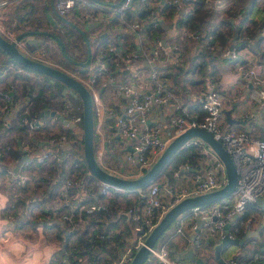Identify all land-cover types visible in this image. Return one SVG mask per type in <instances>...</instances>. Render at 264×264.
<instances>
[{"label":"built area","instance_id":"obj_1","mask_svg":"<svg viewBox=\"0 0 264 264\" xmlns=\"http://www.w3.org/2000/svg\"><path fill=\"white\" fill-rule=\"evenodd\" d=\"M167 1L169 0H120L111 9L110 16H104L101 8L95 10L87 7L80 9L77 15L87 28L96 33L108 30L112 19H116L119 33L128 34L136 39V46L128 51L116 44L108 47L109 50L116 47L119 50V57L112 68L108 66L107 54L98 53L99 65L94 71L90 70L91 74L86 78V84L93 95L95 154L100 164L110 172L123 176L139 175L155 162L169 142L180 132L195 125L210 130L223 143L236 163L238 169L236 190L229 198L192 208L188 214L178 219L177 231L181 232L188 227L194 245L204 248L205 254L213 264H220L211 253L213 244L226 237L236 239L241 227L251 229L264 225L262 208L264 206L244 218L248 205L255 203L257 198L264 197V130L261 134H255L250 126L235 128L229 125L225 109L230 110V116L245 119L249 118L250 112L233 107L229 95L213 82L207 84L206 88L190 90L188 94L201 105V115L191 112L189 105L183 102L184 96L172 88V81L166 76L167 56L173 55L183 38L197 39L200 32L197 28L179 26L172 31L170 37L159 36L152 41L147 34L148 26L157 25L164 20ZM174 1L178 7L184 2L191 3V0ZM16 2L17 0H0V32L4 36L6 33V37L10 39L17 34L8 28L6 21L9 18L8 10ZM215 2L221 15H224L227 4L220 0ZM80 4L89 6L91 1L54 0L55 8L63 15H67ZM14 24L16 21H12V25ZM230 41L222 46L219 57L236 59L238 64L235 72L243 86L249 89L251 97L263 101L264 61L249 44L237 47L232 46ZM22 69L23 66L15 61L0 67V119L6 120V123L16 116L19 118L18 110L23 105L18 104L21 96L15 82L17 73ZM101 74L102 80L99 81L97 77ZM106 95L110 96V101ZM16 103L17 107L13 109ZM10 110V116H6ZM81 118V115L76 116V120ZM24 119L29 125V134L33 135L35 128L41 123H37L38 119L33 121L26 117ZM39 139V144L46 143L50 147L34 149L36 152L34 158L30 154L24 156L16 154L17 159L22 157L23 161L26 158L31 165H37L45 163L52 157L57 158L59 155L63 157L59 151L61 148L57 146L61 145L60 141L55 142L51 137ZM194 142L202 144L207 153L201 159V165L189 174L190 165L186 164L175 172V179L168 187H163L155 181L141 193V203L136 202L128 210V214L136 222L134 228L138 232V239L123 250L119 259L112 264H129L148 234L180 200L215 191L227 183L228 175L221 158L199 136L190 138L186 145ZM21 147L24 150L30 149L27 145ZM5 152H12L10 146L0 147V157L14 156ZM65 155L67 154L64 153ZM85 182L88 184L87 179ZM90 184H78L83 186V190L84 186L88 188L77 207L78 216L85 207L88 211L100 208L95 204L85 206L87 197L98 186L97 184L92 186L93 180ZM98 188L104 197L110 195L113 190H119L107 184ZM150 256L156 257L163 264H189L174 259L171 249L165 245L152 247ZM260 257L263 255L257 252L252 261ZM225 262L241 264L237 256H232Z\"/></svg>","mask_w":264,"mask_h":264},{"label":"trees","instance_id":"obj_2","mask_svg":"<svg viewBox=\"0 0 264 264\" xmlns=\"http://www.w3.org/2000/svg\"><path fill=\"white\" fill-rule=\"evenodd\" d=\"M78 10L76 13H80V9L90 8L83 4L77 5ZM167 15L169 18V25L171 27L179 26H197L200 18V6L197 3L194 6H189L188 3L184 2L180 7L175 3L174 0H169L166 3ZM236 11L232 7L227 9L225 17L219 19L216 22L210 23L211 26L207 27L204 32L200 33L197 41L192 44L191 41L186 42L185 46L179 45L173 55L167 56L165 64L166 76L172 81V88L177 92H180L184 88L185 93L188 94L190 90L203 89L207 87V80L216 79L219 77V51L222 46L229 43L230 39L233 38L235 30L237 29V41L252 40L257 35H260L257 46L254 48L259 54L261 59L264 61V4L260 5L259 0H253L252 6L249 10H244L243 6H240ZM257 13L258 18L255 19ZM165 14V9H164ZM144 14H142L143 17ZM166 18V19H168ZM118 22L117 20L115 21ZM147 30L148 36L153 41L159 36H165L166 34V22L163 20L157 25H149ZM68 32V30H64ZM63 31V32H64ZM64 34L65 49L69 52L70 47V34ZM88 34V33H87ZM60 35V34H59ZM63 35V34H62ZM61 36V35H60ZM82 41L85 45L87 54L86 39L82 34ZM62 37V36H61ZM89 37V35H88ZM128 34H119L116 38L112 36L104 37L101 41V49L97 48L93 50L92 58L97 57V53L105 52L106 60L109 68L114 66V62L118 59V49L109 50L108 47L111 44L123 47L125 51L131 50L136 46V39L130 40ZM55 39V38H54ZM58 48L48 47V55H56L57 59L62 68L77 75L81 79L85 80L88 78V73L91 70L89 64L81 65L71 61L64 56L60 43ZM123 42V43H122ZM130 43V44H129ZM128 44V47L126 46ZM246 45V44H244ZM100 49V51H98ZM72 56L79 59V56L72 54ZM231 60L235 61L233 58ZM10 61H16L12 58L1 46H0V62L4 65ZM18 62V61H17ZM21 64V63H20ZM24 68L16 75L15 82L19 90V95H24L26 102L18 110V117L11 120L9 123H4L3 119L0 120V143L10 142L15 146H25L39 148V137L50 138L51 136L66 137L70 133L76 136V140L81 142L80 148L77 146V150L69 155H73V159L70 160L67 154L61 161L63 168L78 170L80 175L90 176L92 180H98L95 175L90 173V168L86 162L84 156V134H83V100L81 96H75L70 92V102L64 106L67 117L72 118L76 122V125L65 124L62 120L57 118L55 115H50L45 118L43 125H39L35 128V136L38 137L36 144L31 140L28 134L29 125L25 122V117L28 120L39 119L41 113L46 108L57 109L56 105L52 102H58L59 99L63 98L65 83L59 79L53 78L50 75L27 65L21 64ZM59 65V66H60ZM29 71L33 74H29ZM94 71V70H92ZM102 74L98 75V80L101 81ZM101 79V80H100ZM217 81V80H216ZM215 81V83H216ZM218 86V85H217ZM196 108L199 110V115L202 114V107L198 103ZM62 112V111H61ZM81 115L80 120H76V116ZM53 118L58 121L60 125L68 129L65 132L61 130H54L49 135L43 134L41 131H50L52 125L48 121ZM21 119V120H20ZM50 125V126H49ZM42 129V130H41ZM43 136V137H42ZM3 139V141H1ZM75 146V147H76ZM65 147V146H64ZM81 150V152H79ZM207 153L204 151V146L199 143H191L184 145L180 151L172 158L171 162L163 170V174L167 173L170 176L172 183L175 179V172L180 170L182 166L190 165L189 170L195 171L201 165V159H203ZM147 170V169H146ZM145 170V171H146ZM158 181V180H157ZM171 183V184H172ZM147 189V188H146ZM146 189H142L137 199L133 200L131 193L137 191L129 190H113L110 195L104 197L102 194L91 196L85 206L95 204L100 206L99 209L88 211L87 207L80 211L78 216L77 212V226L76 231L69 239L67 250L60 253L54 254L50 264H101L107 263L112 264L119 259L120 253L131 245V237L133 238V228L129 224L128 210L136 203H141V193ZM261 210V207L256 204H249L244 218L251 215V212ZM127 213V214H126ZM125 222V227L120 228V224ZM178 220L174 221L171 226L161 235L160 239L156 243V246L165 245L170 249L175 246V242L172 239L173 234L177 231ZM244 230L241 227L237 233V238L243 236ZM138 235L136 236V240ZM255 241H248L243 244L247 259L243 261L237 257L241 264H264V242L259 239L253 238ZM128 242L130 244H128ZM260 253L263 257H260L256 261H252L255 253ZM145 264H163L159 262L156 257L150 256Z\"/></svg>","mask_w":264,"mask_h":264},{"label":"crops","instance_id":"obj_3","mask_svg":"<svg viewBox=\"0 0 264 264\" xmlns=\"http://www.w3.org/2000/svg\"><path fill=\"white\" fill-rule=\"evenodd\" d=\"M90 1V8L96 7L95 10L101 8L104 16H110L111 9H113L120 0ZM11 10V14L16 19L13 21H17V28H19L17 29V33L25 28H48L55 31V29L60 26V23L64 21L56 13L54 0H17ZM77 15L78 13L74 15V18L78 19ZM67 17L72 19L69 16ZM166 18H168V15L165 8L164 21L167 27L165 36L170 37L172 31L176 27H171L169 25L168 20L170 17L168 19ZM115 20L116 19H112L109 29L101 33H96L92 29L86 28L85 23L80 21V25L85 27L89 35V40L94 51L97 48L101 49V41L105 36L109 38L112 36L117 38L119 36V25ZM56 23L57 26H55ZM79 32L78 34L81 36L82 32L80 30ZM91 35L95 36L94 39L90 38ZM43 36L44 35L40 34L29 35L33 40L38 41L43 38ZM129 38L130 40L135 39L132 36ZM46 39V42L39 44L37 48L31 44V49L35 48L31 51L32 54L48 62L60 65L57 59H53L48 55V51L44 45L41 46L42 44H50L49 40H53V37L48 36ZM169 40L171 39L169 38ZM240 42L236 40L237 47L238 45L241 46V44H239ZM126 46L128 47V44ZM249 46L255 51L250 44ZM100 49L98 51H100ZM75 51L77 53L79 52V54L81 53L79 58H87L88 50L84 58L82 57L83 51L81 49L77 48ZM234 60L235 61L230 58H219V77L207 80V84L213 82L214 85H218L223 92L229 95L233 107H238L250 112L248 119L232 116L231 119H229L228 113L230 110H228V108L225 109L229 125L235 128L250 126L253 133L261 134L264 130V100L257 101L251 97L249 89L243 86L241 79L235 72L238 62L236 59ZM23 70L24 68L22 71ZM29 74L32 75L33 72L29 71ZM194 90H197V88ZM183 91H185L184 88H182L180 92L177 91L184 96L183 102L189 105L191 112L200 114L198 113L200 109L198 110L196 108L198 104L197 100L188 95L189 93L183 94ZM106 98L110 101V96L106 95ZM52 119L53 118L50 120ZM29 136L35 144L37 138H41L40 136L36 137L35 134H29ZM47 147H50V145L44 143L41 148L45 149ZM34 149L36 150V148L31 147L30 149L24 150L18 145L17 151H14V153L17 155L21 154L20 156L30 154L34 158L36 156ZM59 151L62 154V150L59 149ZM62 155L63 157L61 155L57 158L52 157L49 161L47 160L45 163L37 165H31L26 158L22 161V157L18 158L17 161L15 160L13 163L9 162L8 165L3 160H0L3 162H0V264H50L54 254H60L67 250L69 239L76 231L77 207L80 202H82L88 188L84 186L83 190L82 185L79 186L77 183L68 179L69 176L61 172L63 168L61 161L64 159V154ZM188 172L189 174L193 173V171L190 170ZM162 175L157 182L162 184L163 187H168L172 182L170 183L168 180H164ZM86 179L90 180L91 178L90 176L89 178L86 176ZM85 184L88 185L87 183ZM98 190L97 186V190L95 191L96 195L99 193ZM139 194V192H133L130 196L135 200L138 198ZM127 217L130 226L133 228L132 234L134 237H131L130 240L131 244H134L136 242V236L138 235V232L134 228L136 222L130 215ZM124 224L125 222L121 223L120 228H124ZM243 230V236L236 238L235 242L228 244L226 248L221 250V256L224 260L232 256H237L242 261L244 258L246 260L247 256L243 244L249 240L255 241L253 238L264 242V225L256 226L251 229L243 228ZM191 235L188 227L181 232L175 231L172 236L175 242V246L171 248L172 257L185 263L198 264L197 261L193 259V256H197L198 258H203L206 264H208L209 258L205 254V249L196 247L192 241ZM221 242L222 241L217 242L211 247V253L217 261L218 259L215 256L216 246ZM128 244L130 243L128 242ZM232 245H236L237 249L232 255L228 257L224 256L225 251Z\"/></svg>","mask_w":264,"mask_h":264},{"label":"water","instance_id":"obj_4","mask_svg":"<svg viewBox=\"0 0 264 264\" xmlns=\"http://www.w3.org/2000/svg\"><path fill=\"white\" fill-rule=\"evenodd\" d=\"M56 13L63 20L72 23L84 35L88 46V55L86 59H78L72 56L65 49V42L63 38L56 31L48 28H25L23 30H20L12 39L4 36L0 32V46L12 58L16 60L15 62L18 61V63L27 65L34 69H38L53 78L63 81L65 83L64 93L70 92L75 96H81L83 100L84 156L90 168V173L96 176V178L100 181L101 186L107 184L108 186L117 188L119 190H129L137 192H140L142 189H146L150 184L160 179V176L163 174V170L171 162L172 158L180 151L182 147H184V145H186L187 141L190 138L195 136H199L203 140H205L224 162L228 175L227 183L222 188L215 191L186 197L172 206L160 220V222L148 234L144 243L137 249L133 259L129 263L145 264L150 257L151 248L156 245L161 235L171 226L174 221H177L180 217L188 214L192 210V208L196 206H207L209 204L232 196V194L236 190L238 182V169L236 163L223 143L218 138H216L210 130L195 125L177 134L169 142L165 150L155 160V162L146 171L138 176H123L110 172L109 170L104 168L98 161L95 154V118L92 91L90 90L88 85L77 75L67 71L57 64L48 62L41 57L35 56L31 52L32 50L37 48L39 44L46 42V37L52 36L60 43L61 50L66 58L81 65H87L90 63L93 49L85 27L72 22L71 19H69L66 15L59 13L57 9ZM55 26H57V23L55 24ZM31 34H40L44 36L38 41L33 40L31 37H29V35ZM259 37L260 35H257L253 40H242L239 44H250L253 48H255L258 43ZM164 39L166 40V38ZM236 40L237 29L235 30L234 36L230 41L232 46L237 45ZM31 44L35 46L34 49H31ZM183 94H185V91H183ZM50 115H55L65 124H70L72 126L76 125V122L67 117L65 113L52 108H46L41 113V116L37 120V123H42L43 121H45V118ZM228 118L231 119L229 113ZM255 203L260 206H264V197L257 198ZM199 223L202 224V221H200ZM227 227L229 226L227 225ZM233 242H235V239L226 237L220 244L216 246L215 256L221 264H226L225 260L221 256V250L223 248H226L228 244ZM193 259L196 260L198 264H206L204 259L201 257L198 258L197 256H193Z\"/></svg>","mask_w":264,"mask_h":264},{"label":"rangeland","instance_id":"obj_5","mask_svg":"<svg viewBox=\"0 0 264 264\" xmlns=\"http://www.w3.org/2000/svg\"><path fill=\"white\" fill-rule=\"evenodd\" d=\"M220 1H224L225 4H227L226 7H225V10H224V13L225 14L227 13V9L230 8V7H232L233 10L236 11L234 14L237 15V9L240 6H243L244 7V10H249L250 7L252 6V1L253 0H220ZM197 3L200 6V9H199L200 18L198 20L197 26H190V27L191 28H197L200 33L204 32V30L207 27L211 26L210 23L216 22L219 19H222L223 17H225L224 15H221V11L219 10V7L216 5L215 0H191V3L188 4V5H190L192 7V6L196 5ZM259 4L260 5H263L264 4V0H259ZM13 5H15V4H13ZM13 5L11 6V8L13 7ZM11 8H10V10H8V17L9 18L6 21V24H7V26H8L9 29L14 30L16 32V34H17V29H19V28H17V21H16V24L12 25V21L13 20H16V19L11 14V11H12ZM95 8L96 7H94V9ZM77 10H78V7H74L73 9H71L67 13V16H69L71 18H74V15L76 14ZM258 16H259V14L257 13L255 19H257ZM65 32L66 31H64V32H61L60 31V33H59L62 36L64 42L66 41V39L64 38ZM73 32H72L73 34L70 31L66 32V33L70 34V36H71L70 37V40H69L70 41L69 52H71L72 54H76L77 56H79L81 53L79 54V52L77 53L75 51L77 48H79V49H81L83 51V54H82L83 56L82 57L84 58V56H86L87 54L85 52V45H84V43L82 41V36H79L77 30L76 31H73ZM4 34H5V36H7L6 33H4ZM94 37L95 36L91 35L90 38L94 39ZM188 41H191L192 44H193L194 42L197 41V39H193V38L190 39L188 37L187 38H183L181 41H179V44H181V46H185L186 45V42H188ZM49 42H50V44H47V45L46 44H42L41 46L44 45V47L46 49L48 47H51V48H54V47L55 48H58L59 47L58 46L59 44L56 42V40L54 38H53V40H49ZM60 48H61V46H60ZM49 56L52 57L53 59H55L54 57L58 58L56 55H53L54 56L53 57L52 55L49 54ZM79 59H82V58L80 57ZM98 65H99V62H98L97 58L91 60V64H90L91 70H95L98 67ZM90 74H91V72L88 73L89 76H90ZM83 81L85 82V80H83ZM68 98H71L70 97V93H66L63 98H61V99L58 100V102L55 101V103H54V101H53L52 103L54 105H56V108H58L60 111L63 112V111H65L64 106L70 102V101H68L69 100ZM23 102H26V100H25L24 95L22 93V96H21L20 100L18 101V104L21 105V103L23 104ZM16 107H17V103L13 106V109H15ZM10 114H11V110L6 114V116H10ZM13 119L14 118H12V120ZM50 121H53L54 123H56V125H54V126H50L49 125L51 127L50 131H46L45 132V130H42L41 129L42 130L41 132L43 134L49 135L51 132H53L54 130H56V128H57V130H61V132H65V131L68 130V129H66V127L60 125V123L58 121H55L54 119H52ZM50 121H48V123L49 124H52V122H50ZM3 122L6 123V120L3 119ZM51 140H53L55 142H58V141L61 142V145L60 146L57 145V146H58V148H61L62 154L66 153V154L69 155L70 153H73V152H75L78 149L77 146L80 148V145H81V142H79L80 140L77 141L76 140V136L72 135L71 133H70L69 136H66L65 138L60 137V136H56V137L55 136H53V137L51 136ZM1 141H3V139H1ZM25 145H28V144H25ZM42 145L43 144H41L39 146V148H41ZM7 146H10V149L12 150V152L11 153L5 152V153L8 154V155H14V156H4L5 158H3V157H0V158L8 165L9 162L13 163L17 159V155L15 153H13L14 151H17V146L12 145L10 142L0 143V147L6 148ZM79 152H81V150ZM66 156L67 155H65L64 157H66ZM68 158L70 160H72L73 159V155H69ZM7 161H9V162H7ZM1 163H3V162H1ZM61 172L63 174H65L66 176H69V178L73 182H75V183H78V184H85L86 183L85 182L86 176L80 175L78 173L79 172L78 170H74V169L71 170V169H67V168L66 169L65 168H62ZM162 176H163V179L164 180H166V181L168 180L170 183L172 182L170 176L167 175V173H164ZM90 181H92V180H88V184L89 185H91L90 184ZM95 181H93L94 184L92 186H96V184L98 186H101V183H100L99 180H96L95 179ZM75 188H77V187H75ZM96 190H97V187H95L93 189V191H92L93 193H91V195H89V197H87V196H85V197H87L89 199L91 196L95 195V191ZM88 199H86V203H87V200ZM236 249H237V246L236 245H232L231 247H229L228 250L225 251L224 256H227L228 257V256L232 255L233 252ZM209 264H213V262L210 259H209Z\"/></svg>","mask_w":264,"mask_h":264},{"label":"flooded vegetation","instance_id":"obj_6","mask_svg":"<svg viewBox=\"0 0 264 264\" xmlns=\"http://www.w3.org/2000/svg\"><path fill=\"white\" fill-rule=\"evenodd\" d=\"M78 17V16H77ZM79 19V20H78ZM78 19L77 18H72L71 19V21L72 22H74V23H76V24H78V25H80V18L78 17ZM79 21V22H78ZM68 30V31H70L71 33L73 32V31H76L77 30V32L78 33H80L79 32V29L78 28H76L72 23H70V22H68V21H63V22H61L60 23V26L58 27V28H56L55 29V31L56 32H58V33H60V31H64V30ZM74 33V32H73ZM72 33V34H73ZM69 100L68 101H70L71 99L70 98H68Z\"/></svg>","mask_w":264,"mask_h":264},{"label":"bare ground","instance_id":"obj_7","mask_svg":"<svg viewBox=\"0 0 264 264\" xmlns=\"http://www.w3.org/2000/svg\"><path fill=\"white\" fill-rule=\"evenodd\" d=\"M140 175V174H139Z\"/></svg>","mask_w":264,"mask_h":264}]
</instances>
